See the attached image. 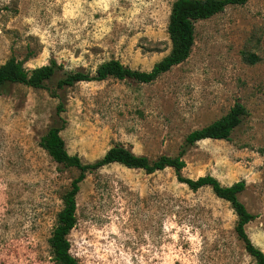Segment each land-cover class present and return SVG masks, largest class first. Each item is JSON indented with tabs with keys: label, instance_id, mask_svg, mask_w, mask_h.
I'll return each instance as SVG.
<instances>
[{
	"label": "rangeland",
	"instance_id": "374dc122",
	"mask_svg": "<svg viewBox=\"0 0 264 264\" xmlns=\"http://www.w3.org/2000/svg\"><path fill=\"white\" fill-rule=\"evenodd\" d=\"M175 1L0 0V66L14 57L29 71L56 61L63 72L94 73L115 59L149 72L171 52ZM195 30L189 59L152 84L109 79L59 90L55 80L0 93V264H56L49 240L78 176L40 146L60 103L66 148L85 163L117 145L151 161L175 157L190 133L244 105L230 141L188 148L183 176L245 181L239 199L257 216L246 232L264 252V0L230 6ZM77 203L68 239L79 264H254L231 205L210 188L191 191L170 168L105 167L88 175Z\"/></svg>",
	"mask_w": 264,
	"mask_h": 264
},
{
	"label": "trees",
	"instance_id": "16d2710c",
	"mask_svg": "<svg viewBox=\"0 0 264 264\" xmlns=\"http://www.w3.org/2000/svg\"><path fill=\"white\" fill-rule=\"evenodd\" d=\"M248 1L176 0L172 5L167 29L172 45L171 52L155 64L149 72L133 70L115 59L101 64L94 73L83 70L63 72L64 68L56 61L29 71L25 68L24 62L12 57L0 66V93L12 85H23L36 90L46 89L48 84L55 80L59 90L74 87L79 83L104 82L109 79L133 80L140 84H152L172 68L189 59L195 45L197 22L209 20L223 13L230 6H244ZM62 72V77L57 80L58 75ZM53 95L56 97V94ZM64 111L65 107L60 103L57 119L40 142V146L55 163L66 169L78 171V176L73 180L70 190L63 196V208L58 213L56 225L49 240L51 255L56 264H79L71 254L68 237L78 223L77 197L81 190V184L88 175L115 164L128 169L143 170L149 175L170 168L174 170L178 182L185 184L191 191L197 192L203 188H210L217 198L231 205L238 218L235 227L236 235L243 243L245 251L253 258L254 264H264V252L253 244L246 232V227L257 218L247 210L239 199L240 194L246 189V182L240 181L231 186H223L217 178L211 175L200 177L197 180L183 176V171L186 168L184 158L188 148L205 140L230 141L232 134L247 115L244 105L237 103L225 117L203 129L190 133L177 156H161L154 161L145 156H138L121 145L112 147L101 159L93 163H85L78 155H70L61 136L66 126V121L61 115Z\"/></svg>",
	"mask_w": 264,
	"mask_h": 264
}]
</instances>
